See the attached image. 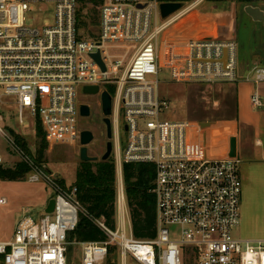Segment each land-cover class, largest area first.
<instances>
[{
  "label": "built area",
  "instance_id": "built-area-1",
  "mask_svg": "<svg viewBox=\"0 0 264 264\" xmlns=\"http://www.w3.org/2000/svg\"><path fill=\"white\" fill-rule=\"evenodd\" d=\"M164 2L169 1L103 0L98 31L88 37L79 28L78 0H0V103L4 96L16 98L20 123L25 122V112L30 113L50 148L80 146L84 88L99 87V96L107 91L114 105L117 218L128 217L124 164L154 166L157 237L136 240L123 227L113 230L103 219H94L106 240L78 243L81 264H107L110 246L118 248L123 260L130 256L139 264H185L186 256L194 264H264V240L237 239L233 234L241 219L238 162L211 158L205 134L195 123L162 120L170 102L158 93L163 69L174 83H238V43L204 39L163 46V28L187 11L153 29V15ZM39 4L54 7V25L26 24V14ZM122 51L127 53H117ZM129 51L133 54L128 59ZM96 54L105 71L92 57ZM249 73L245 81L256 87L264 83L263 66ZM251 101L256 108L262 106L258 91ZM3 119L0 109V124ZM1 136L28 166V182L45 181L52 188L55 207L52 213L44 210L39 219L25 212L12 239L0 240V264H69V235L80 214H86L77 187L53 180L35 161L34 152H27L0 125ZM6 204L0 196V207ZM169 226L181 228L179 240L170 238Z\"/></svg>",
  "mask_w": 264,
  "mask_h": 264
},
{
  "label": "rangeland",
  "instance_id": "rangeland-1",
  "mask_svg": "<svg viewBox=\"0 0 264 264\" xmlns=\"http://www.w3.org/2000/svg\"><path fill=\"white\" fill-rule=\"evenodd\" d=\"M166 1L184 2V9H187V11L169 26L166 25L163 28L159 37V43H162L163 46L165 43L170 44L172 42L190 40H226V35H223L225 30L228 29V34H231L234 28H237L239 29L238 42L240 44V48L238 46L239 63L241 62V57H243L242 51L244 52V50H242V46L244 41L250 45L255 43V52L259 53L260 57L264 55V27L252 21L244 12V8L248 5L259 6L264 10V3L257 1L255 4H249L247 0ZM100 5L88 4L82 11L79 28L85 36L93 37L98 31ZM34 8V12L26 14L27 25L33 27L54 25V7L39 4L35 5ZM201 18L203 19L201 20ZM165 21L162 19L160 12L159 14L155 13L152 19L153 29L160 27L166 23ZM117 53L123 55L127 51ZM132 54L133 51L128 52V59ZM158 79L160 81L158 86L159 95L170 102V109L162 116V120L189 121L199 126L203 132H207L211 125H217L209 130L210 133L207 140L211 158L218 159L222 153L217 149L219 146H216L215 140L219 138V141H217L219 144L221 139H226L227 128L229 127L227 122L232 121L235 117V92L229 89L228 86L230 84L174 83L170 81L169 73L165 69L161 71ZM93 97L100 98V96L81 95L80 100L82 104H85ZM0 109L4 118L0 125L4 132L7 135H11L13 132L24 137L31 152L33 151L38 157L40 145L43 143L38 138L34 118L30 113L25 112V122L23 124L20 123L18 105L14 97H2ZM102 117L103 115L100 114L98 121L92 123L94 140L88 147L89 155L98 157L99 161L106 152V144L108 142L106 130L101 123ZM202 123L209 124L202 125ZM222 127L224 131L221 133ZM79 128L81 131H85L81 121H79ZM43 134L46 141L45 133ZM121 137L124 144L126 139L124 130ZM46 143L47 148L44 150L43 159L40 162L38 161L39 164L47 166L52 172L53 180L62 186L71 187L75 185L77 172L81 165L80 146L58 145L50 148L47 141ZM0 154L3 158V164L0 168H17L20 159L10 151L8 143L2 136L0 137ZM242 166V163H238L243 184L240 206L241 219L233 234L237 239L264 240V174L262 173L260 181L255 182L243 174ZM244 177L246 178L244 179ZM0 196L7 199V204L0 207V240L8 241L12 239L15 227L19 220L23 218L25 212L30 213L34 219L41 218L44 212V205H46L44 201L48 199L47 201L49 202L52 199L53 192L45 181L38 183L28 182L27 175L18 182L0 181ZM169 230L172 240L180 239V227L169 226ZM125 231L129 237L130 228L128 222H126ZM81 258V246L77 242L71 241L68 246L69 264H81ZM108 260H111L114 264H139L130 256L123 260L119 250L111 253L108 256ZM185 264H194V261L186 256Z\"/></svg>",
  "mask_w": 264,
  "mask_h": 264
},
{
  "label": "trees",
  "instance_id": "trees-1",
  "mask_svg": "<svg viewBox=\"0 0 264 264\" xmlns=\"http://www.w3.org/2000/svg\"><path fill=\"white\" fill-rule=\"evenodd\" d=\"M102 1L78 0L79 22L82 11L88 4L100 5ZM36 128L38 138L43 143L40 145L39 158L37 154H34L35 161L39 164L40 160L43 159L47 143L44 139L42 126L38 121ZM12 135L27 152L31 153L24 137L13 132ZM41 166L47 167L43 164ZM29 171L28 166L22 162L16 169L0 168V181H21L28 175ZM123 180L133 237L136 240L155 239L158 233V215L156 196L153 192L154 166L150 164H124ZM74 186L78 189L77 199L86 214H80L75 231L69 235V242L94 243L105 241L106 236L95 224L94 219H103L110 229L115 230L117 227V176L114 158L112 157L107 161L81 162ZM116 250H118L116 246H110L109 255ZM107 264L114 263L108 260Z\"/></svg>",
  "mask_w": 264,
  "mask_h": 264
},
{
  "label": "crops",
  "instance_id": "crops-1",
  "mask_svg": "<svg viewBox=\"0 0 264 264\" xmlns=\"http://www.w3.org/2000/svg\"><path fill=\"white\" fill-rule=\"evenodd\" d=\"M257 1L264 3V0ZM203 18H201V20ZM171 23L173 22L167 25L169 26ZM257 24L264 27L261 23ZM238 31L239 29L234 28V33L228 34L229 30L227 29L225 32L223 31V35H226L225 37H227V39H235L240 48ZM207 36L210 37L209 35ZM255 48V43L250 45L244 41L242 46V50H244V52L242 51L243 57H241V62L239 63L241 80L236 84H230L228 86L229 89L235 92V117L232 121L227 122L229 127L227 128L226 139H221L218 144V138L215 142L216 146H219L217 149L222 153L218 159H233L238 163H242L243 174L246 175L247 178H251V180L258 182L260 181L262 173L264 174V83L256 87L253 83L243 79L245 76L251 75L249 73L250 68L254 66L264 67V55L260 57L259 53L255 52ZM256 91H258L262 100V106L259 108L254 107L251 101ZM216 126L217 125H211L208 131L204 132L207 147H209L207 140L208 134L210 133L209 130ZM223 129L222 127L221 133L224 131ZM195 137L198 138L197 140H200L199 136L195 135ZM246 177H244V179ZM47 200L48 199H46V201L43 200L45 202L44 204H46L44 205V210L49 203ZM126 222L129 223L130 232L132 233L129 209L128 217L124 219L117 218V227L119 226L125 229Z\"/></svg>",
  "mask_w": 264,
  "mask_h": 264
},
{
  "label": "water",
  "instance_id": "water-1",
  "mask_svg": "<svg viewBox=\"0 0 264 264\" xmlns=\"http://www.w3.org/2000/svg\"><path fill=\"white\" fill-rule=\"evenodd\" d=\"M227 1V0H226ZM232 1V0H228ZM185 7L184 2H164L160 5V15L162 19L168 20L170 17L176 15L180 11H182ZM244 12L251 18L252 21L256 23H261L264 25V10L261 9L259 6H253L248 5L244 8ZM96 62L99 63L101 68L105 71V64L103 63L100 54H96L92 56ZM99 87H85L84 88V94L87 96H99ZM101 102H102V109H103V115L105 117L104 122L107 126V132H108V139L109 142L107 144V149L104 154V156L101 158L102 161L109 160L113 155L114 152V144H113V131H112V122L111 117L113 116L114 111V105H113V98L112 96L107 92L104 91L100 96ZM80 113L82 117L89 116V107L85 104L81 105L80 107ZM209 123H202V125H208ZM127 128H125V131ZM94 140V135L90 131H82L81 133V140H80V160L81 162H98L99 158L90 156L89 155V145ZM45 170L52 174L51 170L49 168H45ZM55 207V200L50 199L45 212L46 213H52L54 211Z\"/></svg>",
  "mask_w": 264,
  "mask_h": 264
},
{
  "label": "flooded vegetation",
  "instance_id": "flooded-vegetation-1",
  "mask_svg": "<svg viewBox=\"0 0 264 264\" xmlns=\"http://www.w3.org/2000/svg\"><path fill=\"white\" fill-rule=\"evenodd\" d=\"M255 2H257V0H247V3L249 4H255ZM85 105H87L89 107V116L87 117H80L79 121L82 122L83 128L84 130L90 131L92 132V123H96L98 121V117L100 114L103 115V109H102V102L100 98H91V100L87 101L85 103ZM104 115L101 119V123L104 125V128L106 130V137L108 139V132H107V126L104 122ZM111 122H112V131H113V144L115 146V130H114V125H113V116L111 117ZM93 133V132H92ZM109 142V139H108ZM107 142V144H108ZM107 144H106V149H107ZM104 155L101 156V158Z\"/></svg>",
  "mask_w": 264,
  "mask_h": 264
}]
</instances>
